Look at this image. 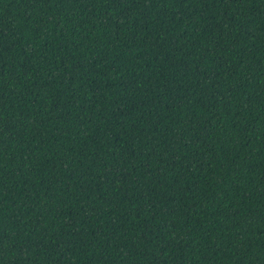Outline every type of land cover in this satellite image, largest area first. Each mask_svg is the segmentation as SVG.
<instances>
[{"label":"trees","instance_id":"16d2710c","mask_svg":"<svg viewBox=\"0 0 264 264\" xmlns=\"http://www.w3.org/2000/svg\"><path fill=\"white\" fill-rule=\"evenodd\" d=\"M0 264H264V0H0Z\"/></svg>","mask_w":264,"mask_h":264}]
</instances>
